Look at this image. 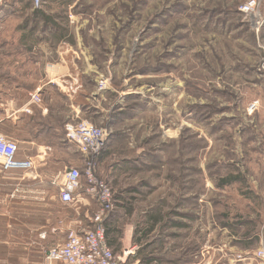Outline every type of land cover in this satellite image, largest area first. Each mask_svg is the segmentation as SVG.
<instances>
[{
  "label": "rangeland",
  "instance_id": "obj_1",
  "mask_svg": "<svg viewBox=\"0 0 264 264\" xmlns=\"http://www.w3.org/2000/svg\"><path fill=\"white\" fill-rule=\"evenodd\" d=\"M56 78L66 99L42 89ZM5 109L25 120L5 127L22 148L30 122L108 132L95 176L112 195L114 253L130 234L124 264H262L264 0H1ZM57 129L51 142L38 134L65 151L50 157L65 162L56 176L79 158ZM90 199L88 218L98 208Z\"/></svg>",
  "mask_w": 264,
  "mask_h": 264
},
{
  "label": "crops",
  "instance_id": "obj_2",
  "mask_svg": "<svg viewBox=\"0 0 264 264\" xmlns=\"http://www.w3.org/2000/svg\"><path fill=\"white\" fill-rule=\"evenodd\" d=\"M62 40L63 37L56 39L58 43ZM83 59L86 66V56H83ZM87 70H90L89 67H87ZM59 71L60 73H55L56 76H66L64 67L60 66ZM57 78L43 84L42 89L46 88L48 91H53L51 88L55 87L66 99L64 93L57 88L60 85L55 82ZM68 97L69 100L67 99V101L71 102L72 96ZM27 105L24 106L25 109H27ZM69 109L73 118H78V115L82 113L80 106L75 108L73 104H70ZM21 110L17 111L18 114L25 113ZM0 113V133L7 136L8 132L5 130L7 124L13 123V125H16L17 123L20 126L25 121L22 118L13 117L11 110L7 112L5 109V113ZM46 116L47 112L43 110L40 117L45 119ZM72 117L69 120L73 119ZM28 118L27 123L30 122L31 117ZM30 123H28L29 135L25 139L26 146L22 148L19 144L17 157L21 160L30 158L34 164L33 171L27 173L22 171L3 172L0 169V264H46L44 260L46 251L52 246L63 244L68 230L74 227L75 229H85L89 224L86 213L91 199L78 191V196L74 202L70 204L63 203L59 198L58 190L52 185V180L60 170L57 169L56 164H61L64 161L53 160L50 157L64 156L65 151L55 148L53 143L52 145L49 143V146L39 141L41 139L38 137L39 133H43L44 140L51 142L54 139L46 136L47 133L56 134L57 126L61 132L63 128L60 127V123L56 126L53 122L42 124V126L39 124L32 126ZM40 127H42V130H40ZM57 140L55 139V141ZM108 144L109 140L106 146ZM73 153H76L79 157L75 163L77 166L74 168L81 169V156L75 150H73ZM71 159L75 162L74 158ZM52 165L54 169H51ZM50 185H52V189L49 188ZM259 238L257 250L264 248L261 234ZM106 242L111 248L110 241L107 238ZM128 251L131 252L122 258L124 262L133 253V249L130 247V234L126 235V238L122 241V250L116 254L123 255ZM42 255L43 257H40Z\"/></svg>",
  "mask_w": 264,
  "mask_h": 264
},
{
  "label": "built area",
  "instance_id": "obj_3",
  "mask_svg": "<svg viewBox=\"0 0 264 264\" xmlns=\"http://www.w3.org/2000/svg\"><path fill=\"white\" fill-rule=\"evenodd\" d=\"M254 6L250 1L242 7L243 13L249 12ZM105 87L104 82L99 88ZM37 91L30 96L29 105L37 104ZM28 109V108H27ZM25 112H29L28 110ZM256 109L251 104L249 111ZM64 139L80 156L82 168H64L53 180L52 185L58 190L63 203L75 201L78 191L98 203L95 213L89 218L85 229H70L63 244L50 247L44 260L46 264H124L122 258L131 251L118 255L107 245L106 222L113 210V200L109 187L95 176L96 161L107 145L108 132L94 126L88 121L71 120L64 124ZM19 143L5 134L0 133V169L3 172L22 171L32 172L33 161L17 157ZM254 257L264 263V250H256Z\"/></svg>",
  "mask_w": 264,
  "mask_h": 264
},
{
  "label": "trees",
  "instance_id": "obj_4",
  "mask_svg": "<svg viewBox=\"0 0 264 264\" xmlns=\"http://www.w3.org/2000/svg\"><path fill=\"white\" fill-rule=\"evenodd\" d=\"M102 154V153H101ZM99 158H100V156H99ZM99 158L97 159V161H99ZM96 161V162H97ZM231 179H233V180H235V178H231ZM233 180H224L223 182H222V185H226V184H229V183H231ZM113 232V231H112ZM111 233V230H109V229H107L106 228V238H108L109 239V234ZM257 240V239H256ZM109 241V240H108ZM108 245V244H107ZM109 246V245H108ZM110 246H112V244H111V242H110Z\"/></svg>",
  "mask_w": 264,
  "mask_h": 264
}]
</instances>
